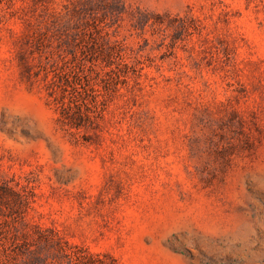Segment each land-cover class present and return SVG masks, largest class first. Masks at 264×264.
Returning a JSON list of instances; mask_svg holds the SVG:
<instances>
[{
  "label": "rangeland",
  "instance_id": "rangeland-1",
  "mask_svg": "<svg viewBox=\"0 0 264 264\" xmlns=\"http://www.w3.org/2000/svg\"><path fill=\"white\" fill-rule=\"evenodd\" d=\"M0 264H264V0H0Z\"/></svg>",
  "mask_w": 264,
  "mask_h": 264
}]
</instances>
